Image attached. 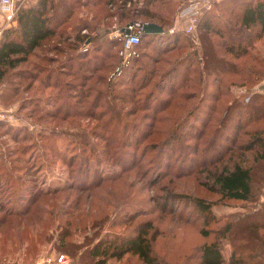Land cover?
I'll use <instances>...</instances> for the list:
<instances>
[{"label": "rangeland", "instance_id": "rangeland-1", "mask_svg": "<svg viewBox=\"0 0 264 264\" xmlns=\"http://www.w3.org/2000/svg\"><path fill=\"white\" fill-rule=\"evenodd\" d=\"M107 1L79 6L0 81V264H35L62 251V242L67 251L74 242L85 245L106 230L127 232L147 220L167 264H198L199 246L220 233L201 232L203 218L183 202L186 195L212 202L218 220L207 227L235 223L219 238L222 264H232L234 244L244 245L250 264H264V214L247 216L261 207L262 189L249 201L228 198L212 173L239 159L237 143L252 137L245 131L264 128V116L250 122L244 113L239 127L229 120L233 102L243 103L264 83L259 26L244 32L247 51L228 50L246 0H220L212 13L219 32L200 27L195 36L171 30L187 0ZM130 18L181 34L166 44L143 37L138 61L121 73L117 37ZM12 23L0 13V32ZM205 39L213 42V59L203 54ZM244 154L248 165L260 150ZM169 193L182 199L164 204ZM108 264L142 262L128 253Z\"/></svg>", "mask_w": 264, "mask_h": 264}, {"label": "trees", "instance_id": "trees-1", "mask_svg": "<svg viewBox=\"0 0 264 264\" xmlns=\"http://www.w3.org/2000/svg\"><path fill=\"white\" fill-rule=\"evenodd\" d=\"M98 1L100 0H27L19 8L13 23L3 30L0 37V81L9 74L15 72L14 69L22 61H26L29 54L32 53L36 47L41 45L45 39L56 34L58 28L63 23H68V20L73 16L79 6L87 5L88 2L95 4ZM187 1H184L178 6L177 12ZM107 2L111 1L108 0ZM219 2L220 0H216L213 7L204 11L200 16L197 23L198 34L200 27H203L207 31L213 29H215V31L219 30V28H216V22L219 20H214L216 16L213 17L212 14ZM244 2L240 16L237 18V22L240 23L241 29L239 32L236 31L237 33H233L234 39H231L228 46V50L237 55L244 53L248 49V41L244 38V32L246 30H253V27L259 26V31L255 35L260 36L264 34V0H246ZM128 14L129 12L122 11L120 16L125 17L128 16ZM236 14H238V12H236ZM81 19L82 18L76 19V21L72 23V26L78 28V26L81 25ZM131 19L133 18L128 19L127 22L121 26V36L117 37L121 42L122 48L124 42L123 27L128 23L136 22ZM141 22L143 23L146 21ZM152 22L158 23L157 21ZM85 26L88 25L85 24ZM139 34L140 41L135 45L136 49L142 43L143 37L145 36L151 37L154 40H162L161 38H163V42L166 44L171 35H176L174 40H178L179 37L177 35H180L181 31L177 30L173 33H168L166 30L163 32H145L141 30ZM247 34L252 35L251 31ZM78 40H80L79 36ZM204 42L205 43L202 45L203 54L206 55V57H209L208 54H210L213 59L214 54L211 52L212 48H214L213 42H206V39ZM138 56L134 54L127 60H125L123 56L120 62L121 73L125 69L130 68L135 60L138 61L140 57ZM201 60H203V57ZM171 77L175 78L174 72ZM263 85L264 83H261L259 87L260 90L249 94L247 100H242L243 103H240L238 100L233 102L232 107L235 111L229 120L232 119V123H235L237 127L242 125L240 120L244 113H247V117H249L248 121L250 122L257 121L264 116ZM172 91L175 90L173 89ZM244 106H247L246 110ZM245 132L252 133V137L246 142L237 143V147L243 150V153L240 152V155H238L239 159L230 158L229 160H232V162L226 163L223 167L217 168L212 173L213 183L223 196L249 201L257 195L258 190L262 189L261 195L264 193V128L253 127ZM236 139L237 138H235V140ZM250 150H254L255 153L257 150H260V154L257 157L254 156V162L247 165L243 163L245 160L244 152ZM181 196L182 194L169 193L164 197L163 203L167 204L169 200L182 199ZM183 202H186L188 206L192 207L203 218V225L201 227V232L203 234L207 235L210 231L220 233L216 235V239L210 242H204L199 246V255L196 258V262L198 264H222L224 262V255L220 247L219 238L228 236L233 230L235 223L229 220L217 228L207 227L211 221L217 218L212 209V202L200 196L187 195ZM255 213L264 214V198L261 202V207L258 210L254 208L247 213V216L251 217ZM257 226L256 224L255 227L257 228ZM152 229H154V231H152ZM155 229L153 223L147 220L145 222H139L133 230L127 232L106 230L101 233L98 238L85 245L74 242L70 248L64 247L68 252L62 249V245L66 244L62 242V245H60L62 251L59 250L58 252L71 254V264H75V256L77 261L83 264H108L110 258L120 259L128 253L137 255L142 264H167L153 247L152 241L155 239ZM68 234L69 231H64L61 233L60 237L64 238ZM64 240L65 239H62V241ZM243 248L244 245H233V250L230 255V262L232 264H250V260L242 253ZM260 262L261 261H258L256 263L255 261L251 264H259Z\"/></svg>", "mask_w": 264, "mask_h": 264}, {"label": "built area", "instance_id": "built-area-1", "mask_svg": "<svg viewBox=\"0 0 264 264\" xmlns=\"http://www.w3.org/2000/svg\"><path fill=\"white\" fill-rule=\"evenodd\" d=\"M26 1L27 0H0L1 15L6 18L8 22H13L19 8ZM215 1L216 0H188L179 8L177 12V19L179 20L178 25L171 30L181 29L195 36L200 16L204 11L211 9ZM5 28L2 27V30ZM141 30H143L142 22H131L123 27L124 42L121 53L124 55L125 60L137 53L135 45L140 41L139 32ZM70 262L71 258L66 253L54 252L40 258L35 264H70Z\"/></svg>", "mask_w": 264, "mask_h": 264}, {"label": "water", "instance_id": "water-1", "mask_svg": "<svg viewBox=\"0 0 264 264\" xmlns=\"http://www.w3.org/2000/svg\"><path fill=\"white\" fill-rule=\"evenodd\" d=\"M143 31H145V32H163L164 27L162 25L156 23V22L146 21V22H143Z\"/></svg>", "mask_w": 264, "mask_h": 264}]
</instances>
